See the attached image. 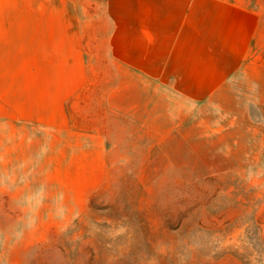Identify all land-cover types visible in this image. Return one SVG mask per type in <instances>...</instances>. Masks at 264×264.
<instances>
[{"label":"rangeland","instance_id":"1","mask_svg":"<svg viewBox=\"0 0 264 264\" xmlns=\"http://www.w3.org/2000/svg\"><path fill=\"white\" fill-rule=\"evenodd\" d=\"M233 1L261 32L217 102L153 81L107 108L99 70L85 122L0 116V264H264V0Z\"/></svg>","mask_w":264,"mask_h":264},{"label":"crops","instance_id":"2","mask_svg":"<svg viewBox=\"0 0 264 264\" xmlns=\"http://www.w3.org/2000/svg\"><path fill=\"white\" fill-rule=\"evenodd\" d=\"M260 32L259 11L233 0H0V116L85 122L71 109L99 70L116 78L100 88L107 108L124 107L130 89L138 97L125 106L141 107L153 81L189 103L217 102Z\"/></svg>","mask_w":264,"mask_h":264}]
</instances>
